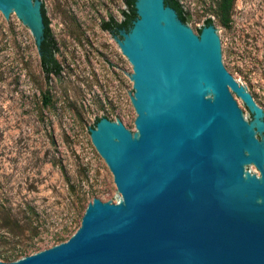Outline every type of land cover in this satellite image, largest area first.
Returning <instances> with one entry per match:
<instances>
[{"label":"water","instance_id":"water-1","mask_svg":"<svg viewBox=\"0 0 264 264\" xmlns=\"http://www.w3.org/2000/svg\"><path fill=\"white\" fill-rule=\"evenodd\" d=\"M121 1L120 23L106 10L96 23L131 67L134 131L100 113L82 122L116 190L88 199L64 241L0 264H264V113L224 68L219 28L209 16L194 33L179 0ZM0 12L30 30L47 97L61 67L42 0Z\"/></svg>","mask_w":264,"mask_h":264},{"label":"rangeland","instance_id":"rangeland-1","mask_svg":"<svg viewBox=\"0 0 264 264\" xmlns=\"http://www.w3.org/2000/svg\"><path fill=\"white\" fill-rule=\"evenodd\" d=\"M42 3L61 67L57 83L49 76L47 97L30 30L14 13L6 23L0 12L1 261L64 241L78 227L88 199L106 201L113 196L112 175L83 123L88 126L100 113L112 120L116 116L134 131L135 112L125 91L132 82L121 71L130 73L131 67L110 34L98 26V17L107 18L105 10L119 21L115 9H122V2ZM179 3L192 17L187 24L194 33V26L210 16L219 28L224 68L264 113V0H232L227 26L220 23L218 0ZM101 57L117 68L109 64L111 72ZM232 95L246 115L240 98ZM247 167L256 173L252 165Z\"/></svg>","mask_w":264,"mask_h":264},{"label":"trees","instance_id":"trees-1","mask_svg":"<svg viewBox=\"0 0 264 264\" xmlns=\"http://www.w3.org/2000/svg\"><path fill=\"white\" fill-rule=\"evenodd\" d=\"M217 5H218V16H219L220 23L223 26H227L229 21H230V11H231V7H232V0H218ZM129 6H131V4H129ZM117 22L120 23V21H117ZM47 27H48V23H47ZM50 35H51V33H50ZM51 38L54 42V39L52 36H51ZM54 44H55V42H54ZM55 46H56V44H55ZM55 54H56V51H54L53 59L58 64L57 59L55 57ZM40 68H41V66H40ZM58 72H60V70H58ZM50 75L53 76L51 72H48V78Z\"/></svg>","mask_w":264,"mask_h":264},{"label":"flooded vegetation","instance_id":"flooded-vegetation-1","mask_svg":"<svg viewBox=\"0 0 264 264\" xmlns=\"http://www.w3.org/2000/svg\"><path fill=\"white\" fill-rule=\"evenodd\" d=\"M121 1V0H120ZM122 2V1H121ZM122 4H123V2H122ZM103 20H106V18L105 19H103ZM99 24H100V21H99ZM99 26V25H98ZM103 31H106V29H104ZM107 32V31H106ZM108 33V32H107Z\"/></svg>","mask_w":264,"mask_h":264}]
</instances>
